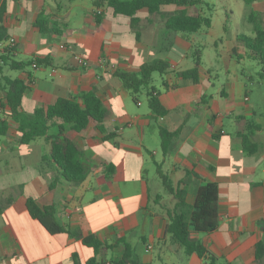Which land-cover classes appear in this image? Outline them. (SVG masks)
<instances>
[{"label":"crops","instance_id":"obj_1","mask_svg":"<svg viewBox=\"0 0 264 264\" xmlns=\"http://www.w3.org/2000/svg\"><path fill=\"white\" fill-rule=\"evenodd\" d=\"M94 1H0L1 34L17 42L2 54L0 102L5 103V76L26 83V113L57 98L80 101L83 93L93 91L106 109L104 126L114 133L112 140H103L92 121L81 132L67 130L83 152L87 175L79 183L60 181L44 136L21 143L14 123L0 135V264H85L94 251L82 238L90 235L108 244L125 238L140 264H154L156 246L161 264H171L173 253L183 261V255L194 253L186 255L165 232L168 218L161 205L171 209L175 199L158 170L185 191L188 205L198 185L217 183L218 226L194 236L217 263L257 264L255 246L264 243V103L257 105L253 99V78L239 67L242 54H227L225 82L216 85L202 62L200 32L206 26L187 35L166 26L167 15L183 6L161 5L154 12L141 8L132 20ZM203 1L198 11L206 16L210 7ZM74 54L85 57L88 65L80 66ZM195 56L200 58L196 82L182 75L194 67ZM156 59L169 66L159 74V85L153 84L166 108L159 118L147 96L134 100L116 75L137 73L143 63ZM10 62L23 67L12 68ZM7 68L11 74H5ZM7 111L0 107V120L8 119ZM159 126L176 131L167 152L161 148ZM55 179L59 182L51 188ZM28 197L53 206L57 221L68 231L49 233L29 215ZM147 243L152 249L146 250ZM78 249L85 250L82 259ZM120 255L119 246L103 247L99 261Z\"/></svg>","mask_w":264,"mask_h":264},{"label":"trees","instance_id":"obj_2","mask_svg":"<svg viewBox=\"0 0 264 264\" xmlns=\"http://www.w3.org/2000/svg\"><path fill=\"white\" fill-rule=\"evenodd\" d=\"M106 3L114 14H124L134 20L133 15L141 8H147L150 12L159 9L161 5L175 4L183 6L180 11L169 13L166 18V26L182 35L193 33L201 26L209 27L211 19L203 16L198 11V6L203 0H95L96 6ZM0 3V13L2 11ZM101 16L96 13L95 19L99 23ZM248 21L252 23V35H240L238 37L248 50L249 57L258 65L264 62V27L257 11H251ZM3 36L0 30V39ZM5 62V55H1ZM199 56H195L193 68L182 73L183 76L198 80ZM12 68L23 64L10 62ZM26 66V65H24ZM1 68V64H0ZM168 63L162 59H156L143 63L137 73H117L122 85L130 90L134 100L145 91L148 106L155 118H159L166 112V108L160 103L153 86L154 73L164 75L168 71ZM3 90L5 103L0 102V107H6L7 120H0V135L5 134L11 123L16 124L20 132L19 142L28 143L38 136H44L50 143L48 158L58 168L60 181L82 182L87 175L86 166L82 161V149L76 143L75 138L70 137L67 130L81 132L88 123L92 121L96 129L102 134L105 141L112 140L113 132L106 130L104 121L106 109L101 99L93 92L83 93L80 101L69 98H57L53 103L45 107L34 109L30 113L22 111V98L26 89V83L18 78H3ZM161 148L167 152L176 131H169L159 126ZM158 175L164 188L173 195L174 206L170 209L161 205L162 212L168 218L165 232L171 234L172 238L180 245L186 255L195 253L198 257L204 258L207 264H217V258L208 252L201 240L194 236L197 233H208L214 231L219 222L218 216V184L206 182L196 187L192 204L184 200L183 189L173 187L171 181L158 170ZM59 179L51 182L53 188ZM26 208L29 215L36 219L49 233L68 231L60 224L55 216V210L51 205L40 203L37 199L28 197ZM82 243L92 247L94 254L87 259L85 264L99 263V252L105 248L121 247V255L111 259L115 264H140L134 258L133 247L123 237H118L114 242L108 244L100 240L96 235L82 238ZM264 258V243L258 242L255 246L254 260L260 264Z\"/></svg>","mask_w":264,"mask_h":264},{"label":"rangeland","instance_id":"obj_3","mask_svg":"<svg viewBox=\"0 0 264 264\" xmlns=\"http://www.w3.org/2000/svg\"><path fill=\"white\" fill-rule=\"evenodd\" d=\"M209 4V9L206 7V16L211 19V26L204 27L200 32L203 45L202 62L210 68L211 75L214 76L215 84L220 85L225 82L226 71L224 69V60L227 54L231 51L237 54H242L239 67L253 78V84H249L253 91V99L257 105L264 103V75L260 73L264 70V62L258 65L245 54L244 43L238 39L242 34L251 36L252 23L248 21V14L255 10L259 13L261 24L264 27V0H205ZM211 65L213 67H211ZM240 69V68H239ZM5 74H11V69L7 68ZM159 74L154 73L153 84L159 85ZM145 91L139 94V97L145 101ZM146 105V103H144ZM261 111H264L261 109ZM11 163L16 162V158L11 157ZM45 164L48 161L44 162ZM10 164V166H12ZM4 164H1L3 167ZM6 168L8 167L5 164ZM4 166V167H5ZM167 191V190H166ZM87 249V248H84ZM84 249H78L79 257L82 259L85 254ZM90 250V248H88ZM109 253V252H108ZM154 264H161L158 259L159 248L154 249ZM101 256V255H100ZM184 256V260H179L175 253L171 255V264H202V258H199L195 253L190 256ZM217 264H224L218 261Z\"/></svg>","mask_w":264,"mask_h":264},{"label":"built area","instance_id":"obj_4","mask_svg":"<svg viewBox=\"0 0 264 264\" xmlns=\"http://www.w3.org/2000/svg\"><path fill=\"white\" fill-rule=\"evenodd\" d=\"M1 1V0H0ZM16 38L13 36H7L2 39H0V63L2 62L1 60V55L8 49H13L16 46ZM73 58L75 61L80 65V66H87L88 61L85 57L79 55V54H74ZM33 67L37 66L36 62L32 63ZM146 250L152 249V245L150 243H147L145 245ZM97 264H115L111 260H105L102 262H99ZM141 264H150V263H141ZM202 264H207L206 262H202Z\"/></svg>","mask_w":264,"mask_h":264}]
</instances>
